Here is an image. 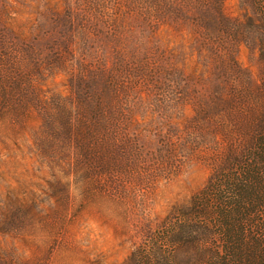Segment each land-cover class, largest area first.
I'll list each match as a JSON object with an SVG mask.
<instances>
[{
    "label": "rangeland",
    "instance_id": "obj_1",
    "mask_svg": "<svg viewBox=\"0 0 264 264\" xmlns=\"http://www.w3.org/2000/svg\"><path fill=\"white\" fill-rule=\"evenodd\" d=\"M263 106L257 0H0V264H130Z\"/></svg>",
    "mask_w": 264,
    "mask_h": 264
},
{
    "label": "trees",
    "instance_id": "obj_2",
    "mask_svg": "<svg viewBox=\"0 0 264 264\" xmlns=\"http://www.w3.org/2000/svg\"><path fill=\"white\" fill-rule=\"evenodd\" d=\"M243 122L204 186L166 215L130 264H264V106Z\"/></svg>",
    "mask_w": 264,
    "mask_h": 264
}]
</instances>
